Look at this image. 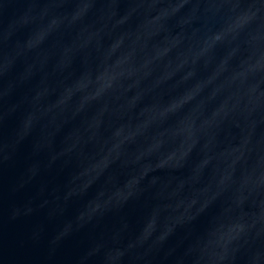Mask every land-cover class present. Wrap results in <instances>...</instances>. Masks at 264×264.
Returning <instances> with one entry per match:
<instances>
[{"label": "water", "instance_id": "water-1", "mask_svg": "<svg viewBox=\"0 0 264 264\" xmlns=\"http://www.w3.org/2000/svg\"><path fill=\"white\" fill-rule=\"evenodd\" d=\"M0 264H264V0H0Z\"/></svg>", "mask_w": 264, "mask_h": 264}]
</instances>
